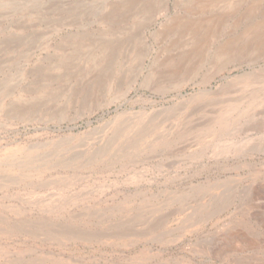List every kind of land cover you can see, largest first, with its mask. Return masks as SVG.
Instances as JSON below:
<instances>
[{"label":"rangeland","instance_id":"374dc122","mask_svg":"<svg viewBox=\"0 0 264 264\" xmlns=\"http://www.w3.org/2000/svg\"><path fill=\"white\" fill-rule=\"evenodd\" d=\"M0 264H264V0H0Z\"/></svg>","mask_w":264,"mask_h":264},{"label":"bare ground","instance_id":"6f19581e","mask_svg":"<svg viewBox=\"0 0 264 264\" xmlns=\"http://www.w3.org/2000/svg\"><path fill=\"white\" fill-rule=\"evenodd\" d=\"M175 24V23H174ZM112 58V57H111Z\"/></svg>","mask_w":264,"mask_h":264}]
</instances>
